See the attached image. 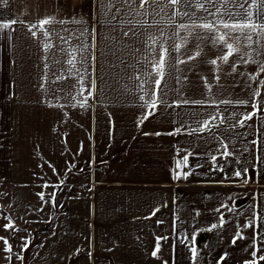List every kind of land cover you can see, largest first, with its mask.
Listing matches in <instances>:
<instances>
[{
	"label": "crops",
	"instance_id": "0c3cea01",
	"mask_svg": "<svg viewBox=\"0 0 264 264\" xmlns=\"http://www.w3.org/2000/svg\"><path fill=\"white\" fill-rule=\"evenodd\" d=\"M197 1L0 0V264H176L178 189L225 160L257 212L264 0Z\"/></svg>",
	"mask_w": 264,
	"mask_h": 264
},
{
	"label": "rangeland",
	"instance_id": "374dc122",
	"mask_svg": "<svg viewBox=\"0 0 264 264\" xmlns=\"http://www.w3.org/2000/svg\"><path fill=\"white\" fill-rule=\"evenodd\" d=\"M191 7L195 10L202 6L197 0H184V9ZM245 14L247 18L251 16L250 13ZM243 15L235 11L188 10L184 11V20L225 16L238 19ZM224 164L226 173L223 175L222 171L215 180L217 183L229 181L230 185H212L214 180L209 185H195L191 176L186 174L183 187L178 189L182 204L178 202L177 205L174 233L176 264H264V184L258 180V185L253 188L260 196L257 199L261 206L254 213V205L248 203L246 206L250 208V213L245 219L246 216L239 212L242 203L239 166L229 160H225ZM243 167L247 177L251 178L250 167Z\"/></svg>",
	"mask_w": 264,
	"mask_h": 264
}]
</instances>
